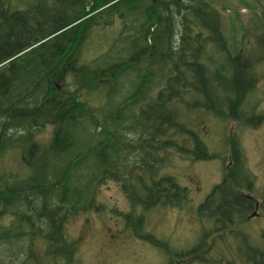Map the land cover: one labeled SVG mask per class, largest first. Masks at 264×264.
Here are the masks:
<instances>
[{
  "label": "trees",
  "instance_id": "16d2710c",
  "mask_svg": "<svg viewBox=\"0 0 264 264\" xmlns=\"http://www.w3.org/2000/svg\"><path fill=\"white\" fill-rule=\"evenodd\" d=\"M13 1L0 0V264L37 258L38 240L43 255L67 259L68 248L56 246L66 239V225L101 207L100 185L112 178L128 199L125 219L133 235L170 252L166 241L142 230L146 220L136 211L189 203V188L175 176L154 178L158 152L193 160L221 155L208 149L193 125L200 114L240 126L264 122V111L254 112L256 100L246 106L258 81L252 57L231 51L214 0ZM116 18L128 20L135 33L116 39H128V48L113 44L119 54L103 66L80 62L91 28ZM43 49L38 64L31 60L30 54ZM127 71L139 77L137 86L100 115V107L84 96L101 79L114 81ZM237 130L228 133L230 165L225 163L221 180L197 206L210 229L188 253L201 264H236L213 252V244L235 231L243 241L246 233L236 226L264 209V184L260 204L249 193L255 175L234 137ZM82 131L95 135L85 147ZM16 155L23 171L7 160ZM148 168L147 177L138 173L133 179L136 170ZM262 248L248 247L264 254Z\"/></svg>",
  "mask_w": 264,
  "mask_h": 264
},
{
  "label": "rangeland",
  "instance_id": "374dc122",
  "mask_svg": "<svg viewBox=\"0 0 264 264\" xmlns=\"http://www.w3.org/2000/svg\"><path fill=\"white\" fill-rule=\"evenodd\" d=\"M13 3L16 4V0ZM18 5L23 6V0L18 1ZM214 5L221 11L222 30L231 51L240 49L254 61L258 81L255 91L248 96L246 106L250 101L256 100L257 111H253L262 113L264 111V38H262L264 0H214ZM121 35L131 37L135 35L129 30L128 20L122 23L116 18L109 24L94 25L85 39L80 62L86 61L91 66L106 65L119 54L115 47H112L113 44H116L120 51L128 48V39L116 40ZM49 42L50 46L55 44L54 39ZM42 52L44 49L30 54L31 60L38 64L39 59L46 56V54L41 55ZM22 73L33 76L32 72ZM133 75L132 72L127 71L114 81L101 79L99 88L94 93H87L84 98H87L88 103L100 107L99 113L103 116L120 103L124 93L130 92L137 86L139 77ZM192 115L195 116L194 113ZM204 115L206 114L195 116L193 125L199 130L208 149L221 152V155L212 159L193 160L170 150L167 158L166 151L162 149L158 152L160 156L157 155L155 161L158 171L154 178L165 174L175 176L179 184L189 188V203L181 206H154L147 211L136 207V211L143 214L146 220L142 230L166 241L170 252L133 235L132 227L126 224L125 219L126 212L130 210L128 199L115 178H112L100 185L97 202L101 207L88 209L66 225V239L58 242L56 246L62 250L67 247L71 258L69 254L66 256L67 259H62L64 255H58L56 259L43 255L44 242L38 240L36 246H33L37 258L32 256L26 264H201L188 253L194 248L202 232L210 229V224L198 214L197 206L221 180L225 163L226 166L230 165L228 133L231 129L234 132L238 129L234 137L240 143L246 166L255 175V186L249 193L258 200V204L261 201L264 184V122L257 127L240 126L234 121L229 123L211 115L210 118ZM91 134L82 131V147L93 142L95 135L92 131ZM39 135L44 141L48 136L47 129ZM130 155L129 160L133 161L136 152ZM7 160L17 169L24 170L18 155ZM150 171L151 168L138 169L133 179L138 173L145 178ZM248 219L236 226L246 233L245 236L242 235L243 241L236 239L241 236L239 232L235 231V236L232 234L231 237L226 232L224 241L219 238L213 244V247L215 246L213 252L219 251L225 257L235 260L236 264H264V254L252 253L248 249L249 246L256 250L263 249L264 209L261 207L255 209ZM237 246L240 251L237 250ZM211 251L210 248L205 256Z\"/></svg>",
  "mask_w": 264,
  "mask_h": 264
}]
</instances>
